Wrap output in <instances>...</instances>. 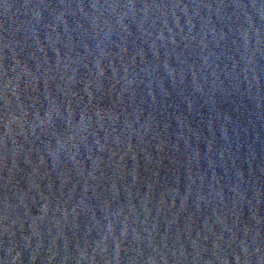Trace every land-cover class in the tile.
I'll use <instances>...</instances> for the list:
<instances>
[{"label":"water","instance_id":"95a60500","mask_svg":"<svg viewBox=\"0 0 264 264\" xmlns=\"http://www.w3.org/2000/svg\"><path fill=\"white\" fill-rule=\"evenodd\" d=\"M0 264H264V0H188L0 178Z\"/></svg>","mask_w":264,"mask_h":264}]
</instances>
